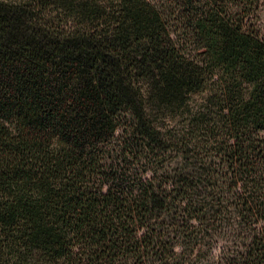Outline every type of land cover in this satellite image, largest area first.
I'll return each instance as SVG.
<instances>
[{"label": "trees", "instance_id": "1", "mask_svg": "<svg viewBox=\"0 0 264 264\" xmlns=\"http://www.w3.org/2000/svg\"><path fill=\"white\" fill-rule=\"evenodd\" d=\"M260 1L0 0V264H264Z\"/></svg>", "mask_w": 264, "mask_h": 264}, {"label": "rangeland", "instance_id": "2", "mask_svg": "<svg viewBox=\"0 0 264 264\" xmlns=\"http://www.w3.org/2000/svg\"><path fill=\"white\" fill-rule=\"evenodd\" d=\"M164 4L165 13L168 16V19L170 21V27L171 30L174 32V37L179 40V43H181L184 47H186L189 50H192L193 46L188 42V39L185 37L186 34V20L184 19L187 16V8L183 6L184 0H163L162 2ZM252 23L254 26L261 30L262 36H264V0H261L258 6V9L256 13L251 18ZM202 97L201 95L195 96L192 100L193 106H199L202 104ZM149 166V165H148ZM152 168H155L152 165ZM233 222V219H231L229 225ZM228 227L223 230V233H221V238L218 241L217 247L214 250V255L211 260H218V257L223 254L224 251H227L228 249L233 250L234 246L239 244L241 241V237L237 235V233L227 232L229 230H232L235 228V223L232 224V227ZM231 226V225H230ZM227 232V233H226ZM243 241V239H242ZM214 258V259H213ZM208 259L201 260L198 264H208Z\"/></svg>", "mask_w": 264, "mask_h": 264}]
</instances>
